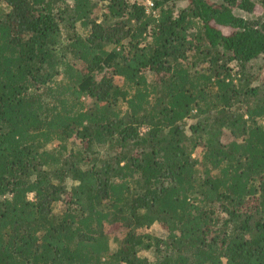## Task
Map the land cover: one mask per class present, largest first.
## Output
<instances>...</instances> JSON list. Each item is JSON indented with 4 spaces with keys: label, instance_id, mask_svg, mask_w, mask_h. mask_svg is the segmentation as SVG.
<instances>
[{
    "label": "trees",
    "instance_id": "obj_1",
    "mask_svg": "<svg viewBox=\"0 0 264 264\" xmlns=\"http://www.w3.org/2000/svg\"><path fill=\"white\" fill-rule=\"evenodd\" d=\"M179 1L0 0V264H264V0Z\"/></svg>",
    "mask_w": 264,
    "mask_h": 264
},
{
    "label": "rangeland",
    "instance_id": "obj_2",
    "mask_svg": "<svg viewBox=\"0 0 264 264\" xmlns=\"http://www.w3.org/2000/svg\"><path fill=\"white\" fill-rule=\"evenodd\" d=\"M184 5H185V2L177 0L175 8H180V7H183ZM146 6L148 7L147 9H150V5L147 2H146ZM238 13L241 14L242 12H238ZM241 16H244V15L241 14ZM257 63H259V61H257L256 64ZM260 73L262 74V77H264V65H263V68H262ZM117 84L120 85L119 82H117ZM84 101H85V104L87 106H90L93 103V101L91 99H89V98H85ZM51 146L52 145H50V147ZM107 232H108V234L110 236L111 249L115 250L117 248L115 239L116 238H120L123 233H122L121 229L117 225H113V226L107 228ZM138 232L139 233H146V230L145 229H140ZM138 255L140 256V258L147 257V258H149L150 261L154 260V254L151 253V252H139Z\"/></svg>",
    "mask_w": 264,
    "mask_h": 264
},
{
    "label": "built area",
    "instance_id": "obj_3",
    "mask_svg": "<svg viewBox=\"0 0 264 264\" xmlns=\"http://www.w3.org/2000/svg\"><path fill=\"white\" fill-rule=\"evenodd\" d=\"M150 4V3H149Z\"/></svg>",
    "mask_w": 264,
    "mask_h": 264
}]
</instances>
